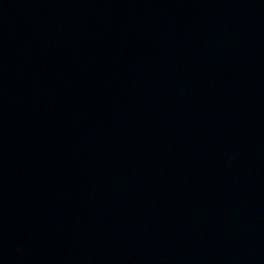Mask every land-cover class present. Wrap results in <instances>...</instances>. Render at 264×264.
Returning a JSON list of instances; mask_svg holds the SVG:
<instances>
[{
	"label": "water",
	"instance_id": "95a60500",
	"mask_svg": "<svg viewBox=\"0 0 264 264\" xmlns=\"http://www.w3.org/2000/svg\"><path fill=\"white\" fill-rule=\"evenodd\" d=\"M0 264H264V0H0Z\"/></svg>",
	"mask_w": 264,
	"mask_h": 264
}]
</instances>
